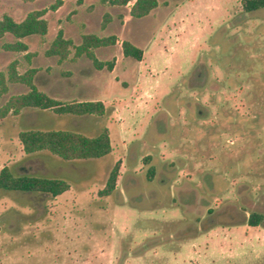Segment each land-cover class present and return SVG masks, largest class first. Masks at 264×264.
Wrapping results in <instances>:
<instances>
[{
  "label": "rangeland",
  "instance_id": "rangeland-1",
  "mask_svg": "<svg viewBox=\"0 0 264 264\" xmlns=\"http://www.w3.org/2000/svg\"><path fill=\"white\" fill-rule=\"evenodd\" d=\"M52 1L0 0V17L44 8L47 23L43 35L20 38L23 50L3 48L12 34L0 37V71L12 60L18 72L34 66L38 89L63 101L100 99L104 112L22 107L0 117V167L68 183L54 196L0 188V264H264V6L157 0L134 17L132 0H65L58 11ZM58 29L71 40L63 59L44 53ZM83 33L116 36L93 48L111 68L73 55ZM121 39L141 48L139 59L122 54ZM196 66L202 83L191 77ZM6 84L0 106L26 90ZM103 127L111 149L99 157L25 153L17 137ZM115 161V185L99 195ZM250 211L262 214L258 224L246 223Z\"/></svg>",
  "mask_w": 264,
  "mask_h": 264
},
{
  "label": "trees",
  "instance_id": "trees-1",
  "mask_svg": "<svg viewBox=\"0 0 264 264\" xmlns=\"http://www.w3.org/2000/svg\"><path fill=\"white\" fill-rule=\"evenodd\" d=\"M111 4H126L129 0H108ZM62 3V0H53L49 4L50 9H55ZM157 0H132L128 6V12L131 16L140 17L146 14L151 8L156 6ZM244 10H251L264 6V0H241ZM44 8L31 9L26 12L20 20L13 19L9 14H2L0 17V37L8 32L15 39L13 41L3 42L5 49L23 50L26 43L20 38L31 35H43L47 29L46 19L42 17ZM109 19V14L105 12L100 21V26L104 27ZM114 34L108 36H98L92 33H83L81 41L75 44L73 55L84 54L90 59L95 68H101L104 65L111 68L112 61L100 60L94 54L93 48L100 45H106L116 42ZM71 45L70 38L62 35L58 29L50 40L44 53L46 55H57L63 59L69 52ZM119 46L124 56H130L139 59L141 48L134 45L127 39L119 40ZM15 60L7 65L6 73L0 71V92L7 89L6 81L18 82L24 84L26 90L23 92L11 94L0 106V117H3L8 111L17 113L22 107H36L39 109H51L56 113L72 114H102L104 104L100 99H83L63 101L52 97L44 91L38 89L33 82V74L36 67L30 66L23 72H18L15 67ZM21 148L25 153L45 149L57 155L62 159L90 158L99 157L108 153L111 149L109 135L106 127L100 129L94 135H85L72 129H39L27 128L21 129L17 133ZM118 170V161H115L110 168L104 185L97 190L99 195L108 194L115 185V179ZM0 188L7 190L39 191L46 192L51 196L61 193L68 188V183L61 178L47 177L32 174H14L8 165L0 167ZM262 219V214L257 211H250L246 218V223L256 225Z\"/></svg>",
  "mask_w": 264,
  "mask_h": 264
},
{
  "label": "flooded vegetation",
  "instance_id": "flooded-vegetation-1",
  "mask_svg": "<svg viewBox=\"0 0 264 264\" xmlns=\"http://www.w3.org/2000/svg\"><path fill=\"white\" fill-rule=\"evenodd\" d=\"M255 9H257V8H255ZM255 9H251V10H255ZM248 11H250V10H244V12H248ZM196 71H198V72H196ZM191 77H193L195 81H200L201 80V83H202L203 80H204V70H203V67L196 66L195 69H194L193 74L191 75ZM166 113L167 112H161L162 115L159 113V117L157 116L155 118V120H158L160 117H162L163 119H165L167 117ZM159 121L161 122V126L159 127V131L162 132V133L166 132L167 129H168V127H169L167 125V122L165 120H160V119H159Z\"/></svg>",
  "mask_w": 264,
  "mask_h": 264
},
{
  "label": "crops",
  "instance_id": "crops-1",
  "mask_svg": "<svg viewBox=\"0 0 264 264\" xmlns=\"http://www.w3.org/2000/svg\"><path fill=\"white\" fill-rule=\"evenodd\" d=\"M64 3H65V0H62V3L58 7H56L54 10L58 11L59 9H61V7L64 6Z\"/></svg>",
  "mask_w": 264,
  "mask_h": 264
}]
</instances>
